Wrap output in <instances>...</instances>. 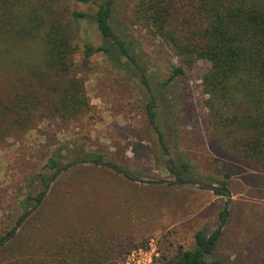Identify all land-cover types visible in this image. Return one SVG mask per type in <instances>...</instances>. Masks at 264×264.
I'll return each instance as SVG.
<instances>
[{
	"label": "trees",
	"instance_id": "1",
	"mask_svg": "<svg viewBox=\"0 0 264 264\" xmlns=\"http://www.w3.org/2000/svg\"><path fill=\"white\" fill-rule=\"evenodd\" d=\"M70 1L87 0H0V148L45 120L75 121L89 110L84 82L73 63L78 21L91 20L102 38L97 47L84 44L85 59L101 53L116 68L138 69L133 43L114 32L112 0L99 4L92 15L70 8ZM129 24L158 38L180 63L157 84L162 88L182 76L183 67L208 64L200 80L212 142L229 158L261 173L245 182L262 188L264 195V0H137ZM140 81L147 96L145 114L166 153L165 133L155 124L158 91L143 76ZM168 111L177 116L175 109ZM168 125L166 133L178 139L175 122ZM176 152L178 163L169 159L167 170L178 183L184 184L185 177L189 182L205 177L183 152ZM108 155L72 141L51 154L43 170H65L73 165H62L68 158L121 173L104 161ZM44 182L46 174L37 171L15 193L6 189L0 194V233H5L0 235V264H108L112 251L105 236L68 221L61 186L43 200L44 192L37 188ZM219 238V230L197 232L195 249L179 246L167 264H221L206 260Z\"/></svg>",
	"mask_w": 264,
	"mask_h": 264
},
{
	"label": "rangeland",
	"instance_id": "2",
	"mask_svg": "<svg viewBox=\"0 0 264 264\" xmlns=\"http://www.w3.org/2000/svg\"><path fill=\"white\" fill-rule=\"evenodd\" d=\"M109 1H70L69 5L92 15L99 4ZM136 1L112 0L111 13L115 34L133 43L131 53L138 69L116 68L101 53L85 59L84 44L97 47L102 38L91 20L78 21L75 39L78 49L73 63L78 78L84 82L90 108L75 121L45 120L18 141L0 148V194L3 196L6 189L15 193L22 182L42 170L46 182L37 190L44 192L43 200L61 186L68 221L74 219L79 228L94 229L108 240L112 251L108 264H125L131 251L149 250L150 240L155 243L157 253L152 255V264H167V258L175 255L179 246L195 249L197 232L210 235L216 230L220 231V238L207 261L264 264V195L262 188L245 182L253 174L257 180L261 173L229 158L212 142L200 80L208 64L198 61L191 67H183L184 74L165 88L157 85L167 79L172 66L180 63L158 38L129 24ZM140 76L147 80L152 91H158L159 116L155 124L165 133L166 153L145 114L147 96ZM168 109H175L177 116L168 115ZM161 115L166 118L164 122ZM173 121L178 139L166 133ZM72 141L86 149L107 152L104 161L122 172L117 173L110 166L75 164L68 158L62 165H73L65 170H43L49 156ZM176 150L183 152L205 175L194 181L219 187L226 181L225 189L230 193L227 207L225 194L180 184L169 173V159L178 163ZM185 179L190 181L189 177ZM225 208L228 215L223 219ZM12 226L13 222L8 223L6 231Z\"/></svg>",
	"mask_w": 264,
	"mask_h": 264
},
{
	"label": "built area",
	"instance_id": "3",
	"mask_svg": "<svg viewBox=\"0 0 264 264\" xmlns=\"http://www.w3.org/2000/svg\"><path fill=\"white\" fill-rule=\"evenodd\" d=\"M148 247L149 250L138 248L131 251L126 257L125 264H152V255L157 256L153 240H150Z\"/></svg>",
	"mask_w": 264,
	"mask_h": 264
},
{
	"label": "water",
	"instance_id": "4",
	"mask_svg": "<svg viewBox=\"0 0 264 264\" xmlns=\"http://www.w3.org/2000/svg\"><path fill=\"white\" fill-rule=\"evenodd\" d=\"M127 175L129 176V178L133 179L135 182H140L138 180V178H136L134 175H132V174H127ZM144 183H148V182H144ZM184 184H189V185H195V186H198V187H202V188H204L206 190H209L211 192H221V193L225 194L226 197H227L226 207L230 203V193L225 188H222V187H219V186H215V185H212V184H209V183H206V182H202V181L185 182ZM225 216H226V208H225V210L223 212L222 218L224 219Z\"/></svg>",
	"mask_w": 264,
	"mask_h": 264
}]
</instances>
